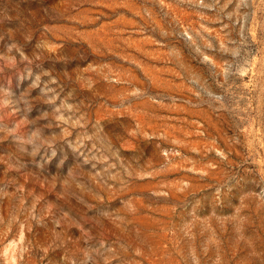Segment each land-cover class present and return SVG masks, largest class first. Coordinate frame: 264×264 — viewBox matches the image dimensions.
Wrapping results in <instances>:
<instances>
[{"label": "rangeland", "instance_id": "rangeland-1", "mask_svg": "<svg viewBox=\"0 0 264 264\" xmlns=\"http://www.w3.org/2000/svg\"><path fill=\"white\" fill-rule=\"evenodd\" d=\"M0 264H264V0H0Z\"/></svg>", "mask_w": 264, "mask_h": 264}]
</instances>
